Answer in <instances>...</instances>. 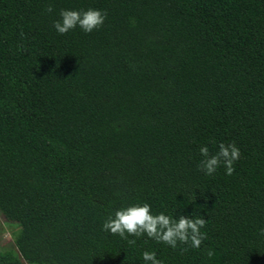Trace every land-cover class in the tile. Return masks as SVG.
<instances>
[{
    "label": "trees",
    "instance_id": "1",
    "mask_svg": "<svg viewBox=\"0 0 264 264\" xmlns=\"http://www.w3.org/2000/svg\"><path fill=\"white\" fill-rule=\"evenodd\" d=\"M88 9L100 30L54 29ZM231 142L232 176L198 170ZM143 203L207 239L102 230ZM0 214L18 252L0 264H264V0H0Z\"/></svg>",
    "mask_w": 264,
    "mask_h": 264
},
{
    "label": "clouds",
    "instance_id": "2",
    "mask_svg": "<svg viewBox=\"0 0 264 264\" xmlns=\"http://www.w3.org/2000/svg\"><path fill=\"white\" fill-rule=\"evenodd\" d=\"M53 10L51 5L46 8L47 13H52ZM59 15L60 19L53 24L59 35H67L77 27L84 33L91 34L93 31L100 30L107 20V13L97 9L61 10ZM218 149L213 154L206 145L200 147L199 152L203 159L198 165V170L207 176H213L219 168L223 167L226 175L232 176L236 171L234 165L241 157L239 147L234 142L220 143ZM205 227L206 220L201 216L181 215L177 219L164 213L154 215L151 205L143 203L117 210L114 216L109 215L102 225V230L118 235L132 246L136 245L138 239L146 236L175 250L181 245L199 249L203 241L207 239L206 232L202 231ZM260 235L264 236V228L260 229ZM208 255L211 256L212 253L209 252ZM142 257L145 264H163V261L157 258L155 251H144Z\"/></svg>",
    "mask_w": 264,
    "mask_h": 264
},
{
    "label": "rangeland",
    "instance_id": "3",
    "mask_svg": "<svg viewBox=\"0 0 264 264\" xmlns=\"http://www.w3.org/2000/svg\"><path fill=\"white\" fill-rule=\"evenodd\" d=\"M17 230V226L13 223H7L0 214V255L10 258L18 254L13 240V233ZM20 257V256H19ZM22 264H27L20 257Z\"/></svg>",
    "mask_w": 264,
    "mask_h": 264
}]
</instances>
